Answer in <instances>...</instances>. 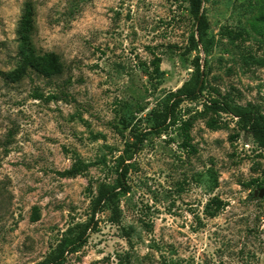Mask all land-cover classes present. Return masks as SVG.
Listing matches in <instances>:
<instances>
[{
    "label": "rangeland",
    "instance_id": "rangeland-1",
    "mask_svg": "<svg viewBox=\"0 0 264 264\" xmlns=\"http://www.w3.org/2000/svg\"><path fill=\"white\" fill-rule=\"evenodd\" d=\"M28 1L32 46L57 56L63 72L48 78L28 68L12 81ZM187 8L184 0H0V264H36L68 228L87 222L89 185H114L120 157L130 168L119 224L99 214L96 232L65 264H116L119 256L130 264H264V158L236 118L196 117L193 152L176 128L146 134L132 155L126 146L149 132L145 119L160 98L191 76L194 54L181 57L194 32ZM203 12L204 90L180 109L196 116L213 99L264 115V0H204ZM78 160L90 166L61 176ZM216 199L221 209L209 217Z\"/></svg>",
    "mask_w": 264,
    "mask_h": 264
},
{
    "label": "trees",
    "instance_id": "trees-1",
    "mask_svg": "<svg viewBox=\"0 0 264 264\" xmlns=\"http://www.w3.org/2000/svg\"><path fill=\"white\" fill-rule=\"evenodd\" d=\"M188 6L187 11L194 21V32L188 39L187 47L184 49L181 57L185 60L194 54L190 63L192 73L190 78L174 92H168L160 98L156 106L148 111L145 121L148 124L149 132L141 133L134 136V141L127 144V149L131 155L138 152L139 148L146 137V134L152 133L159 135L170 128H176L179 136L182 139V147L189 148L190 146V130L196 120V117L205 118L209 114L217 115L225 114L236 118V124L239 128L251 137L256 146L263 153L264 158V115L261 114L256 107L246 105L245 107L232 105L226 101L210 100L209 103L203 105V111L197 113L196 116L190 115L188 111H182L180 105L183 102H196L201 97L204 90L203 84L199 86L201 77L204 76L201 68L200 54L206 55L208 49L206 47L205 32L207 30V20L203 12L204 0H184ZM35 30L34 24V9L30 1L26 2L22 11L20 21L16 30L18 38V50L20 56L19 67L9 74L12 81L20 80L28 68L33 69L38 74L44 77L60 76L63 72V65L59 58L53 54L39 56L32 46V35ZM154 66L153 74L159 79L162 72L159 71L160 61L158 58L152 62ZM1 75V73H0ZM8 76V75H7ZM151 76V75H150ZM186 116H189L185 118ZM126 127L133 128L135 118L127 117ZM206 126L210 130H216V125L213 118L206 122ZM125 150L126 156L129 158L128 151ZM124 157H120L116 166L117 177L114 185H109L100 182L97 185L96 191H92V186L89 185L90 194V217L87 222L77 224L68 228L62 237L57 241L56 245L49 253L36 264H65L68 255L77 252L82 248L89 237V234L97 230V216L104 211L109 213L107 218L111 224H119L121 211L119 207V198L126 193V175L130 165L125 163ZM89 164L81 161L75 162L67 171L61 173V176L74 177L85 171ZM264 177V171H263ZM215 210L207 212V216L214 217L221 209V202L214 200ZM116 264H130L129 257L123 258L119 256Z\"/></svg>",
    "mask_w": 264,
    "mask_h": 264
},
{
    "label": "water",
    "instance_id": "water-1",
    "mask_svg": "<svg viewBox=\"0 0 264 264\" xmlns=\"http://www.w3.org/2000/svg\"><path fill=\"white\" fill-rule=\"evenodd\" d=\"M202 82H203V77H201V79H200L199 86L202 85ZM263 194H264V189H262V190L260 191V193H259V198H261V197L263 196Z\"/></svg>",
    "mask_w": 264,
    "mask_h": 264
}]
</instances>
